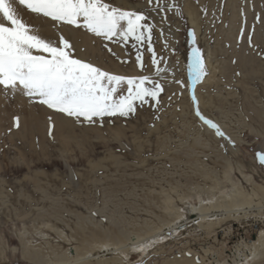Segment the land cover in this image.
I'll return each mask as SVG.
<instances>
[{"label":"rangeland","instance_id":"obj_1","mask_svg":"<svg viewBox=\"0 0 264 264\" xmlns=\"http://www.w3.org/2000/svg\"><path fill=\"white\" fill-rule=\"evenodd\" d=\"M13 1L90 39L56 46L0 1V69L26 75L15 96L0 73V264H237L259 203L208 231L163 226L164 203L264 187V0Z\"/></svg>","mask_w":264,"mask_h":264},{"label":"bare ground","instance_id":"obj_2","mask_svg":"<svg viewBox=\"0 0 264 264\" xmlns=\"http://www.w3.org/2000/svg\"><path fill=\"white\" fill-rule=\"evenodd\" d=\"M0 1L2 2V0H0ZM5 1L7 3V7L8 6L9 7L11 6V9H10L11 17H10V19H12L14 21H19L20 19H24V21H26L27 24H29L31 27L36 28V31L38 32V34L42 38H48V39L52 40L53 42L56 43V46H58V44L62 43V40H64V38H62L63 36L69 37L71 39V41L73 43H75V44H78L79 43V39H80L81 36H83V39H90V37H88V35L84 34L83 32L81 33L80 30H78L74 26H64V27H61L58 24V22H56V21H52V20H49L48 21V20H46V19H44L42 17H39V16L30 14V13H27L24 9H21V7L17 6L14 3L13 0H5ZM29 1L33 3L34 0H29ZM34 4H36V3H34ZM2 22L3 23H6V21H4L2 19V17H1V15H0V25L1 26L2 25L6 26ZM7 22H8V20H7ZM193 22H194V20H193ZM195 23L196 22H194V24ZM6 27H7V29L9 28L8 30L12 29L11 27H9V25L6 26ZM23 41L24 40H22L21 43ZM30 41H31L30 43L35 44L36 46L38 45L39 48L40 47L41 48H44L41 44L36 43V42H34L32 40H30ZM31 48H34V47H31ZM52 52H54L55 55H56V52L55 51H52ZM247 62H248L247 59H242V63L243 64H246ZM208 63L210 65L211 62L208 60ZM0 65H2V64H0ZM0 73H7L9 75L10 79H12L13 81H15L17 83V86H18L17 88L16 87L15 88L10 87V88H12L11 89V92L15 93V96H19L20 94L23 95V96H25V92L20 88V86H22L23 82L26 81V75L24 76L22 74H19L15 69H13L11 67H9L7 69L6 68H1L0 69ZM207 81H209V79ZM18 88H20V89H18ZM2 91H3L2 90V86H0V101H1ZM31 116H32L31 121H34L35 122V125H37V127H39V128L42 129L43 126L45 125L44 122L42 121V118L40 116H36V115H31ZM54 121H55V126L58 129V133L63 136L64 141H67L66 139L68 138L69 135H66L65 136L64 134L66 132H67V134L69 133L68 130L70 129V126H71L70 121L68 119L60 116V115H56ZM206 128L208 130H210L209 127L206 126ZM209 133H210V131H209ZM224 174H225L226 177H230V176H228L227 171H225ZM217 183L219 185V182L218 181H217ZM233 186H234V183H233ZM222 187H220V188H222ZM216 195H217V193H214V194L212 193L211 195L208 196V198H202L201 199L202 202L199 205H195V204L188 205V207L184 210V212H181L179 210V208H177L174 205V202L172 201V198L171 197L170 198H167V200H165V203H164L165 212H166V214H168L170 216H175V220H178L179 219L178 220L179 222L176 221V222H173L172 223V222H169V221H165V223L163 224V226L164 225L172 226V228L174 230H178V229H182L181 228L182 226L184 227V225H187V223L189 221H194V223L196 225L194 227L199 226L200 228H203V229L205 228L206 229V228H208L207 225H209L211 227V224L214 223L217 220L219 222L221 220H224L225 221L226 219H230V218L240 219V218H242V214H245L244 212L243 213L241 212V209L240 208H241V206H242V208H245L244 207L245 204H250L251 205L252 202L249 199H252L255 202V204L256 203L257 204L259 203L257 205L258 206L257 208H259L260 210L261 209L262 210L264 209V187L263 186H253L248 191H246L244 189H241V188L239 189L238 187L234 186L233 189L227 195H223V194L222 195H219V196H216ZM247 208H248V206H247ZM247 210H249V209H247ZM262 212H260V213L262 214ZM247 213H250V212H247ZM263 215H264V213H263ZM193 216H195V217H193ZM246 217H248V216H246ZM226 221H228V220H226ZM218 222H217V224H218ZM219 224H218V226H219ZM221 225H223V224H221ZM214 226H216V225H214ZM192 228H193V226H192ZM152 231H153V229L150 228L149 232H152ZM209 231H211V228H210ZM182 232H184V231H182ZM159 233L157 232V233L149 234L144 239L141 238V240H136L133 243H135L137 245H141L143 247H146L147 245H154L155 243H158V237H157V235ZM153 236H154L153 240L149 241V239H151ZM138 237H140V236H138ZM131 238H132V236H131ZM128 240H130V237H129ZM131 241H133V240H131ZM28 243H29V241L26 244H28ZM159 244H161V242ZM107 246H109V245H107ZM122 247H124V246L121 245V247H119V248H122ZM244 247H247L249 253L247 252V250H245V252L243 253V256L244 257H242L240 259L235 258V261H236L237 264H252L253 261H255L256 259L262 257L264 255V229L259 230V233H258L256 239L253 242H251V243H248L247 242L244 245ZM238 248H240V247H238ZM26 250H27V248H26ZM208 250H209V248L206 249V251H208ZM73 252H72V254H73ZM24 253H26V252H24ZM31 255H32V253H31ZM40 257H41V255H40ZM38 258H39V255H38ZM34 259H35V257H34ZM79 259L80 258H76V259H73V261H76V260H79ZM99 261H101V260H99ZM187 264H191V263L187 262Z\"/></svg>","mask_w":264,"mask_h":264}]
</instances>
